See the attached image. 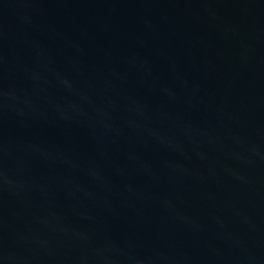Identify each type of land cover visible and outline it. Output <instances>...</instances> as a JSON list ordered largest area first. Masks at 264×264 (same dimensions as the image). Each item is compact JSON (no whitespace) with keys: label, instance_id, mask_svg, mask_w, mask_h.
<instances>
[{"label":"water","instance_id":"obj_1","mask_svg":"<svg viewBox=\"0 0 264 264\" xmlns=\"http://www.w3.org/2000/svg\"><path fill=\"white\" fill-rule=\"evenodd\" d=\"M0 264H264V0H0Z\"/></svg>","mask_w":264,"mask_h":264}]
</instances>
